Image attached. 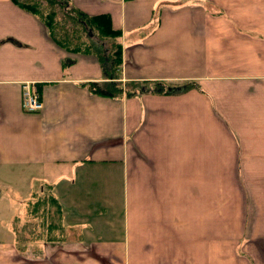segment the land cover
Returning <instances> with one entry per match:
<instances>
[{"label": "crops", "instance_id": "obj_1", "mask_svg": "<svg viewBox=\"0 0 264 264\" xmlns=\"http://www.w3.org/2000/svg\"><path fill=\"white\" fill-rule=\"evenodd\" d=\"M68 3L120 31L121 91L87 85L106 41L59 46L0 0V264H264V0ZM49 194L58 223L41 204L23 237Z\"/></svg>", "mask_w": 264, "mask_h": 264}, {"label": "trees", "instance_id": "obj_2", "mask_svg": "<svg viewBox=\"0 0 264 264\" xmlns=\"http://www.w3.org/2000/svg\"><path fill=\"white\" fill-rule=\"evenodd\" d=\"M21 8L36 15L49 29L51 38L60 46H63L71 50H95L93 45L88 40L89 34L101 41H106L109 47V53L104 54V50L96 49L98 56L102 61L109 62V67L111 68V74L108 81H91L88 82V88L95 94L106 95V96H117L120 94L121 88L116 86L115 74L116 70L119 69L121 65V44L118 40L120 36V31L115 29L110 21L109 16L106 14H99L94 16H89L78 8L73 7L68 3V0H13ZM60 12L64 17L71 20L72 23L79 26V32L71 34L69 31H60ZM59 16V17H58ZM89 31V32H88ZM89 33V34H88ZM153 90L160 89V91L170 92L172 91L171 86H164L161 82L154 83ZM186 85L181 84L180 90H183ZM130 95V90L126 92ZM34 200V202H28L27 211H32L36 205L43 204L44 206H54L56 214L55 218L52 220L57 221L60 218V207L56 198L52 195H43L42 198ZM42 199V201H40ZM32 206V207H31ZM32 213V214H33ZM44 214V212L42 213ZM51 220V219H49ZM50 223V222H49ZM62 228L61 226H59ZM51 229V227H50ZM57 234L54 233L53 236H48L50 241L57 240Z\"/></svg>", "mask_w": 264, "mask_h": 264}, {"label": "rangeland", "instance_id": "obj_3", "mask_svg": "<svg viewBox=\"0 0 264 264\" xmlns=\"http://www.w3.org/2000/svg\"><path fill=\"white\" fill-rule=\"evenodd\" d=\"M79 28H80L79 26H77L76 24L72 23L71 20H69L66 17H64L63 14H61V12H60V31L61 32L62 31L63 32H65V31L71 32L72 31L71 34H73V35H74V33L80 34V32L78 31ZM42 199L40 201H42ZM40 205L41 204L36 205L35 207H33L34 208L33 211L34 212H39V210L37 211L36 208L39 207ZM44 211L46 213L47 219H51L52 220L53 218L56 217L55 216L56 214L54 213V211H55L54 206H48V209H46ZM32 213H33L32 211H29L27 213V217H28L27 218L28 219L27 221L31 220V221L28 222L29 223V226H23V225H20L19 226L20 227V230H21L20 233L22 234L23 237L26 236V238H31V237L37 235L43 229L42 227L40 228V226H37L36 224H34L33 220L34 221H37V223L39 224V221H38L39 220V217L38 216H34V215L32 217ZM52 221H54V220H52Z\"/></svg>", "mask_w": 264, "mask_h": 264}, {"label": "built area", "instance_id": "obj_4", "mask_svg": "<svg viewBox=\"0 0 264 264\" xmlns=\"http://www.w3.org/2000/svg\"><path fill=\"white\" fill-rule=\"evenodd\" d=\"M22 106L26 110H34L41 107V103L38 100V93L33 86H24V90L22 92Z\"/></svg>", "mask_w": 264, "mask_h": 264}]
</instances>
